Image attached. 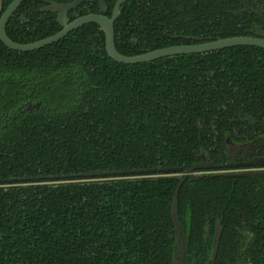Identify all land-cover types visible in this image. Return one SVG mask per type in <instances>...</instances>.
Masks as SVG:
<instances>
[{
	"label": "trees",
	"instance_id": "trees-1",
	"mask_svg": "<svg viewBox=\"0 0 264 264\" xmlns=\"http://www.w3.org/2000/svg\"><path fill=\"white\" fill-rule=\"evenodd\" d=\"M10 1L2 0L3 7ZM171 1L143 0L140 12L128 3L118 20L117 51L135 56L188 43L172 36L196 33L195 20ZM25 16L30 23L14 33L9 29L17 24L7 28L15 42L59 30L53 21ZM26 28L34 34L23 38ZM88 29L30 53L0 42V264H172L171 205L179 184L173 175L199 161L200 147L221 154L226 132L244 137L264 129V50L125 65L93 44L90 35L101 41L103 34ZM27 102L43 109L15 117ZM163 168L177 170L60 185L19 181ZM7 179L16 181L1 186ZM263 182L204 176L182 184L177 211L189 232L190 264H206L218 222L216 264L233 258L243 230L262 246L257 257L264 264Z\"/></svg>",
	"mask_w": 264,
	"mask_h": 264
},
{
	"label": "flooded vegetation",
	"instance_id": "flooded-vegetation-1",
	"mask_svg": "<svg viewBox=\"0 0 264 264\" xmlns=\"http://www.w3.org/2000/svg\"><path fill=\"white\" fill-rule=\"evenodd\" d=\"M13 1L14 0H11L8 3V5H6V7H3V2L2 0H0V19H1V16L8 10L9 6L11 5ZM26 1L27 0H23L22 3L19 5V7L10 15V17H8L6 24H5V29H4L7 38L13 43L19 44V45L34 44V43H37L39 41L45 40L47 38H50V37H53L59 34L63 30V28L60 26L57 20L58 14L60 12L57 9H53L52 5H54L55 7L59 5L64 6V5L72 4L78 0H42L43 2L42 6H39L40 0H33L34 3L32 7H28V8H24L20 10V8L24 5ZM170 1L171 0H163L166 6L169 5ZM142 2L143 0H124L122 3H119V0H84L78 5H76L75 7L67 11L66 25H70L71 23L83 17H86V16H102L107 19H112L113 15L117 12L118 15L116 16L113 22L114 44L116 47V36L119 38V34H120L119 27H117V25L119 23L118 20L120 16L122 15L123 8L126 7L128 3L129 4L131 3L132 12H136V11L140 12L142 11L141 8L146 9V7H143ZM171 2H175V0H172ZM178 2H180L179 4L181 5L182 13L183 14L189 13L188 18L192 19L193 22L195 20L194 22V25L196 27L195 30L196 29L197 30H196V33L191 34V35L172 36V38H175V39L180 38V39L187 41L188 43L168 46L165 48L177 47V46H195V45L205 44L209 42H214V41L221 40V39L238 38V37H247V38L264 40V0H178ZM118 3H119V6H118ZM34 5H37V6L33 7ZM137 6H140V8H138ZM23 10H25L24 13H23ZM25 14L33 15V18L38 16V20H37L38 22L41 20L46 23L53 21L56 25H58L59 30L51 35H48L44 38L37 39L31 42H23V43L15 42L11 38H9V36L7 35V28L11 24V22L17 24V27L14 26L9 29L11 33H14L18 31V29H20L21 26H23L24 24L30 23L31 20L27 18ZM18 26L20 28H18ZM86 27H89L88 30H96L103 34V39H101V41L99 39H94L92 37L93 35H90V40L93 42V44L104 45V49H105L104 32L102 31L100 26L96 23H87L76 29H73L69 31L64 37L60 38L58 41L51 43L47 46L56 44L59 41L68 37L71 33L78 31V30H82L83 28H86ZM205 27H209L206 30V32H204L203 30V28ZM20 31L22 33L23 38H27V34H30V35L31 33L34 34V28L32 29L26 28L25 32L23 29H21ZM208 31H210L211 33ZM230 33H234V34L239 33V35L219 38V36L221 35L230 34ZM240 33H242V35H240ZM214 37L216 39L213 40ZM0 42L2 43L1 40ZM47 46H44V47H47ZM237 47H250V48H258V49L264 50L260 47H255V46H237ZM237 47L225 48L222 50L232 49V48H237ZM159 49H164V48H159ZM159 49H155V50H159ZM38 50H34V51H38ZM155 50H152V51H155ZM222 50L212 51V52H207V53L177 55V56L204 55V54H209L213 52H219ZM11 51H14V50H11ZM34 51H29V52L14 51V52L30 53ZM152 51H148V52H152ZM148 52H145V53H148ZM145 53H142V54H145ZM142 54H139V55H142ZM135 56H138V55H135ZM177 56H170V57H164V58H173ZM129 57H132V56H129ZM141 64H145V63H141ZM80 83H83V82L80 81ZM33 105L35 106L34 108L31 107ZM38 105L41 106V103L40 102H35V103L27 102L26 104H24V106H20L18 108L19 114H17L15 117L18 118L20 114H23L24 112L32 113L34 110L38 109ZM15 119L16 118L12 119V121ZM7 123L8 121L5 124L7 125ZM249 124L250 123L248 122L247 125L244 126L243 128L244 131L248 128ZM223 138H224L223 140L224 150L223 152H221V154H216V153L211 154L209 151L205 150L203 147H200V151L198 155L199 161L196 164H194L191 168L199 164H202V163L204 165H214V166H217V168L209 169V170H202V171H194L193 174L195 176H199L198 180L202 179L204 176H210V177L222 176L224 178L233 179V180L264 179V129L260 132L257 131L250 136H244V137H239L237 133H234L233 135H231L229 132H226L223 135ZM191 168L185 169L184 167H181L179 168L181 173L173 175V176H176V179L178 180V178L184 177L185 171H188ZM163 169H175V171L177 170L176 168H163ZM163 169H155V170H163ZM145 170H150V169H145ZM173 172L154 173V174H147V175H134V176L125 175V176L136 177V179L147 177V176H150V177L166 176L168 177V176H172L171 173ZM227 175H233L235 177H227ZM244 175H249V176H244ZM63 176H70L69 178H73L79 175H73V176L63 175ZM186 180L191 181L189 178H187ZM186 180H184L182 184ZM198 180H195V181H198ZM45 181H48V180H45ZM195 181H191V182H195ZM7 184H10V183H7ZM182 184L180 185L178 189V193H179V190ZM176 190H175V193H176ZM178 193H177L176 201L178 199ZM173 200H174V197H173ZM171 218H172V205H171ZM177 218L181 225V237L177 241V237H176L177 233H176L175 224L172 218V222L174 225V232H175V235H174L175 243H174L172 264H174V259H176L175 264H190L188 228L186 227L185 224H183L180 221L179 216H178V211H177ZM218 228L221 231L220 233V239H221L223 230L221 228V223L218 222L216 225L215 233L212 237V246L207 255L206 264H209L210 255L213 250L214 238H215V234ZM205 231H206V234L204 237L208 238V231L207 230ZM242 235L243 237H242V240L238 243V248L232 254L233 258L229 257L228 260H226V264H259V258L257 256L261 254L262 246L260 244L255 243V237L251 232L247 230H243ZM220 239L218 243V249H217V254H216L214 264H216V261H217Z\"/></svg>",
	"mask_w": 264,
	"mask_h": 264
},
{
	"label": "water",
	"instance_id": "water-1",
	"mask_svg": "<svg viewBox=\"0 0 264 264\" xmlns=\"http://www.w3.org/2000/svg\"><path fill=\"white\" fill-rule=\"evenodd\" d=\"M23 0H14L11 5L9 6L8 10L1 16L0 19V40L2 43L9 49L18 51V52H29L38 50L40 48H43L44 46H47L51 43H54L58 41L60 38L64 37L69 31L76 29L84 24L87 23H96L100 26L102 31L105 35V50L110 59L113 61L119 63V64H125V65H135V64H141V63H148L155 61L157 59H161L164 57H170V56H177V55H188V54H199V53H207L212 51H218L225 48H231V47H237V46H255L260 47L264 49V40L263 39H253V38H247V37H238V38H229V39H221L214 42H209L205 44L195 45V46H177V47H169L164 49L155 50L152 52H148L142 55L138 56H123L119 54L116 50L115 44H114V32H113V22L116 18V13L113 15L112 19H107L102 16H86L83 17L70 25H66V13L69 9L75 7L79 3H81L84 0H78L72 4L68 5H59V6H53V9H57L60 13L58 14V23L63 28V30L50 38H47L45 40L39 41L34 44L30 45H19L15 44L12 41H10L6 34H5V24L10 17V15L19 7V5L22 3ZM124 0H119V3H122ZM118 3V6H119ZM118 8V7H117ZM217 166L214 165H204L199 164L197 166H194L188 171H185L184 177L178 178L180 184L176 190V193L174 195V200L172 204V218L175 224V230L177 233V241L181 237V225L177 218V193L180 185L184 180L189 178L191 181H195L199 179V176H195L193 174L194 171H202V170H209V169H215ZM175 171V169H163V170H131V171H112V172H101V173H92V174H83L76 177H83V178H96V177H114V176H125V175H147V174H154V173H170ZM249 176V175H244ZM70 176H51V177H32V178H21L19 179L20 182H38V181H45V180H57L60 178H69ZM227 177H235L233 175H227ZM16 181V179H7L4 180L3 183H12ZM1 183V182H0ZM220 229L218 228L215 238H214V244H213V250L210 255L209 264L215 263V258L217 254L218 249V243L220 239ZM176 263V259H174V264Z\"/></svg>",
	"mask_w": 264,
	"mask_h": 264
},
{
	"label": "rangeland",
	"instance_id": "rangeland-1",
	"mask_svg": "<svg viewBox=\"0 0 264 264\" xmlns=\"http://www.w3.org/2000/svg\"><path fill=\"white\" fill-rule=\"evenodd\" d=\"M32 108H34L35 106H31ZM42 106L38 105V109L37 110H34V111H39V110H42ZM80 178V177H79ZM130 179H136V177H128ZM105 180H109L108 178L105 179L104 178H100V179H97V178H83V179H78V177H73V178H61V179H57V180H48V181H45L43 184H47V185H60V184H66V183H70V182H80V183H85V182H92V181H105ZM10 184H3L1 186L3 187H7L9 186ZM17 186V185H16Z\"/></svg>",
	"mask_w": 264,
	"mask_h": 264
}]
</instances>
